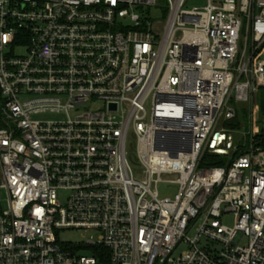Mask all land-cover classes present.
I'll use <instances>...</instances> for the list:
<instances>
[{"label":"built area","instance_id":"1","mask_svg":"<svg viewBox=\"0 0 264 264\" xmlns=\"http://www.w3.org/2000/svg\"><path fill=\"white\" fill-rule=\"evenodd\" d=\"M187 2L0 0V264H264V0Z\"/></svg>","mask_w":264,"mask_h":264},{"label":"rangeland","instance_id":"2","mask_svg":"<svg viewBox=\"0 0 264 264\" xmlns=\"http://www.w3.org/2000/svg\"><path fill=\"white\" fill-rule=\"evenodd\" d=\"M206 0H188V2L186 3V8L188 10H191L192 8H203L205 7ZM155 19H159V17L156 15ZM260 98H262L264 100V94H260ZM254 104L251 106L248 105H239L238 106V111L240 109L245 110V114H244V119L246 120V117L249 116L250 112H252L253 116L255 117V120L259 123L258 124V129L260 130V128L263 127L262 124H264V120L263 117L260 114V110H259V94H257V97L254 100ZM230 105H232L233 108H237L236 105H233V103H231ZM93 111H97L100 108V104H96L93 105L92 107ZM83 111V110H81ZM80 111V112H81ZM71 118H73L75 116V113H71L69 114ZM66 118V116L64 115H58V116H54V115H42V118L40 120H64ZM242 120V119H241ZM238 140V139H237ZM128 159H129V163L131 165V167L135 170H141L142 165L140 164L139 160L136 158V144L135 141L131 138H129L128 140ZM138 173H140V171H137ZM157 191H158V195L160 198H165V197H169V198H173L176 193L178 192V188L175 185L172 184H168V183H160L157 185ZM0 203L1 206L5 207L6 204V200H7V195L4 191H0ZM225 224L227 225H231L232 224V219L228 218L224 221ZM194 235L193 232L190 233V237H192ZM59 236V240L60 242H62L65 246H71L73 248L79 247V246H83L87 243V241L89 240H94V242L97 241L98 239V234L95 232H91V234H84L83 231L80 230H66V231H61V233L58 235ZM186 249L184 246L180 247V249L177 251L176 256H178L180 254V252H182V250ZM80 251V255L81 256H85V257H91V255H93L92 251L90 250H86V249H81Z\"/></svg>","mask_w":264,"mask_h":264},{"label":"trees","instance_id":"3","mask_svg":"<svg viewBox=\"0 0 264 264\" xmlns=\"http://www.w3.org/2000/svg\"><path fill=\"white\" fill-rule=\"evenodd\" d=\"M258 94H259V110H260V114H261V116L263 117V120H264V100H263L262 98H260V94H264V90H261ZM244 114H245V110L240 109V110H239V113H238L239 118L243 120V119L245 118V117H244ZM239 118H237L235 121H233L232 124H230L232 128L236 127L235 124L238 123V121H239L238 119H239ZM261 138H264V130H263V133H262ZM207 159H208V160H207ZM207 159H206L205 162L208 161V164H207V163H204V165H206V166L216 165V164L212 163V159H211V158H207ZM101 252H102L103 255H104V252H105V251L103 250V251H101Z\"/></svg>","mask_w":264,"mask_h":264}]
</instances>
